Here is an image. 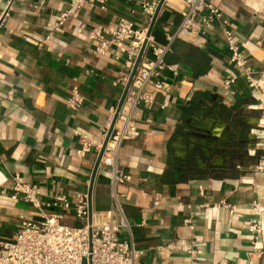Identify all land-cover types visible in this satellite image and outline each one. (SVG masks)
Returning <instances> with one entry per match:
<instances>
[{
    "label": "crops",
    "instance_id": "obj_1",
    "mask_svg": "<svg viewBox=\"0 0 264 264\" xmlns=\"http://www.w3.org/2000/svg\"><path fill=\"white\" fill-rule=\"evenodd\" d=\"M158 1L107 0L104 11L84 4L57 26L68 0H0V240L14 235L21 217L37 216L20 196L12 197L16 175L42 202L65 196L71 209L63 222L78 225L72 205L88 193L98 149L78 157L72 130L101 141L125 86L114 85L122 64L117 48L93 53L89 30L114 26L121 17L148 27L141 4ZM210 2L229 20L258 81L264 79V0ZM182 11V0L164 1L152 31L157 41L164 28L180 23ZM230 55L218 26L177 39L165 59L175 73L159 78L168 88L135 109L136 130L117 162L130 175L118 190L143 251L137 264H261L264 258V100L243 78L223 88L235 73ZM73 79L85 98L75 111L65 104ZM111 206L108 171L98 167L92 212L101 216ZM253 222L259 233L249 230ZM180 244L193 253L165 250Z\"/></svg>",
    "mask_w": 264,
    "mask_h": 264
},
{
    "label": "built area",
    "instance_id": "obj_2",
    "mask_svg": "<svg viewBox=\"0 0 264 264\" xmlns=\"http://www.w3.org/2000/svg\"><path fill=\"white\" fill-rule=\"evenodd\" d=\"M68 3L70 8L58 15L55 25H62L73 15L74 10L80 9L84 4L90 9L98 7L104 11L107 0H68ZM182 4L180 23L173 30L164 28L161 42L157 41L153 34L146 36L147 27H136L132 21L122 17L114 26L90 28L88 35L94 43L93 53L104 54L111 46H115L119 52L116 59L121 60L122 64L120 79L114 82L115 86L121 82L126 84L139 49L146 42L98 166L108 171L112 206L101 216L92 212L89 224L87 195L78 194L72 205L78 225H69L63 222L65 211L71 207L65 196H55L48 202H42L35 188L21 182L17 175L14 176L12 197L20 196L24 202L36 209L37 216L30 219L21 217L14 235L9 239L0 240V264H137L143 251L136 248L131 228L123 213L120 200L122 193L118 190L120 185L130 180V175L119 166L117 159L122 144L136 130L135 109L139 105L152 103L154 91L168 88V84L159 78L167 71L175 73V67L165 61L166 56L172 52L174 42L218 26L231 54L229 63L235 70V73L226 76L223 88L228 90L229 85L237 78H243L250 88L258 87L255 83L258 81L256 72L248 65L230 22L222 11L210 0H182ZM156 5L154 2L141 4V11L149 20ZM148 86H152L153 91H148ZM84 100L79 85L73 79L65 97L66 106L75 111L83 105ZM165 106L166 103L162 107ZM115 110L116 107L112 109V117ZM109 125L104 129L101 141L73 129L79 144L77 156L83 158L91 147H96L99 152ZM200 194L203 192L200 191ZM249 230L259 233L260 225L253 222ZM194 242L191 241V244ZM173 249L193 253L191 247L186 244L165 247L166 251Z\"/></svg>",
    "mask_w": 264,
    "mask_h": 264
},
{
    "label": "water",
    "instance_id": "obj_3",
    "mask_svg": "<svg viewBox=\"0 0 264 264\" xmlns=\"http://www.w3.org/2000/svg\"><path fill=\"white\" fill-rule=\"evenodd\" d=\"M165 0H159L157 5H156V8H155V11L151 17V20H150V23H149V26L147 27V33H146V36L149 37L151 34H152V31H153V28L155 26V23H156V20H157V17H158V14H159V11L163 5ZM6 12H4V14H6ZM0 23H1V20H0ZM145 43L144 42L141 46V48L139 49V52H138V55H137V58L135 59V62H134V65H133V68L129 74V77H128V80L124 86V89L122 91V94H121V97L117 103V106H116V110H115V113L112 117V120H111V123L109 125V128L107 130V134L103 140V143H102V146L97 154V158H96V161H95V164H94V167H93V170H92V174H91V178H90V183H89V189H88V193H87V199H88V222L89 224L91 223V215H92V188H93V182H94V178H95V175H96V172H97V169H98V166H99V162H100V159H101V156L104 152V149H105V146L107 144V141H108V138H109V135L113 129V126L115 124V121H116V118H117V113L119 111V109L121 108L122 104H123V101L125 99V96L127 94V91H128V88H129V85H130V82L132 80V77L136 71V68H137V65L139 63V60L143 54V51H144V48H145Z\"/></svg>",
    "mask_w": 264,
    "mask_h": 264
},
{
    "label": "rangeland",
    "instance_id": "obj_4",
    "mask_svg": "<svg viewBox=\"0 0 264 264\" xmlns=\"http://www.w3.org/2000/svg\"><path fill=\"white\" fill-rule=\"evenodd\" d=\"M247 84V83H246ZM247 86H248V84H247ZM248 89H250L251 90V93H256V95H259V97H262V100H264V88H261L260 86H258L256 89L255 88H250L249 86H248ZM262 94V95H261ZM248 100V102H250L251 104H255V102L257 103V104H259L258 103V101H256V100H254V99H252V98H249V99H247ZM261 103H264V101H261ZM245 115V117L247 118H249V119H251V118H253L254 117V115H253V113H250V112H245L244 113ZM247 143H248V147L250 148V149H252V147H253V143H254V141L252 140V141H247ZM262 144H264V139H262ZM248 151V150H247ZM261 264H264V258H262V262H261Z\"/></svg>",
    "mask_w": 264,
    "mask_h": 264
},
{
    "label": "bare ground",
    "instance_id": "obj_5",
    "mask_svg": "<svg viewBox=\"0 0 264 264\" xmlns=\"http://www.w3.org/2000/svg\"><path fill=\"white\" fill-rule=\"evenodd\" d=\"M255 83L257 84V86H260L261 88H264V79L256 81ZM262 217H264V216H262ZM261 220H262L261 223H260V225L262 227L261 230H262V233H264V219H261Z\"/></svg>",
    "mask_w": 264,
    "mask_h": 264
},
{
    "label": "flooded vegetation",
    "instance_id": "obj_6",
    "mask_svg": "<svg viewBox=\"0 0 264 264\" xmlns=\"http://www.w3.org/2000/svg\"><path fill=\"white\" fill-rule=\"evenodd\" d=\"M212 114V112H209V109H208V111H206V113L205 114ZM215 117V116H214ZM230 127L231 126H226L225 128H224V134H226L227 135V133H228V131H229V129H230ZM245 139H242L241 141H244Z\"/></svg>",
    "mask_w": 264,
    "mask_h": 264
}]
</instances>
